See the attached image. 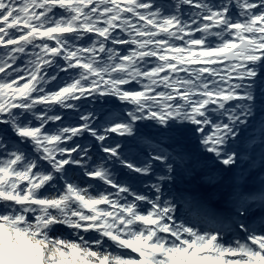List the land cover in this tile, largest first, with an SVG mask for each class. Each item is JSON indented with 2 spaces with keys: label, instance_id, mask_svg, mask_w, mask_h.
<instances>
[{
  "label": "snow or ice",
  "instance_id": "1",
  "mask_svg": "<svg viewBox=\"0 0 264 264\" xmlns=\"http://www.w3.org/2000/svg\"><path fill=\"white\" fill-rule=\"evenodd\" d=\"M0 264H264V0H0Z\"/></svg>",
  "mask_w": 264,
  "mask_h": 264
}]
</instances>
